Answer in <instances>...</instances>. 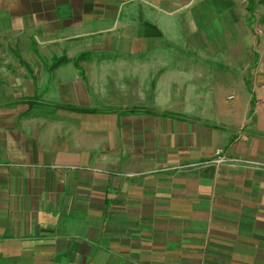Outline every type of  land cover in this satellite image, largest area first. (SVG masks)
<instances>
[{
    "label": "crops",
    "instance_id": "crops-1",
    "mask_svg": "<svg viewBox=\"0 0 264 264\" xmlns=\"http://www.w3.org/2000/svg\"><path fill=\"white\" fill-rule=\"evenodd\" d=\"M255 2L0 0V264H264Z\"/></svg>",
    "mask_w": 264,
    "mask_h": 264
},
{
    "label": "rangeland",
    "instance_id": "rangeland-1",
    "mask_svg": "<svg viewBox=\"0 0 264 264\" xmlns=\"http://www.w3.org/2000/svg\"><path fill=\"white\" fill-rule=\"evenodd\" d=\"M256 4L254 0V5H253V11H250L251 14L256 9ZM171 9H167L166 12H169ZM191 12L192 10L186 9L185 11L182 12V14H177L175 16L172 15H160L161 17L160 26L163 28V32L166 33V36L168 37L169 41L167 44L170 43V45H173L175 49H177L176 53H170L169 58H179L177 54L182 52H186L189 55L193 54L191 53L190 48L191 46L188 47L186 44L188 41H191L190 34H192L193 41L196 42V45H200L202 42V37L194 32H191L192 28V22L191 26L187 25L186 27L183 25L184 22H189V19L191 17ZM150 18L155 20V16L153 13H150ZM156 21V20H155ZM177 25L176 27H174ZM8 26V19H1L0 20V28H6ZM182 26V27H181ZM92 46V43H91ZM16 40L15 38L11 39L10 37H7L5 35L0 37V59L2 60H18L19 58L16 55ZM217 57L221 59V51L217 52ZM25 59V58H24ZM174 61V60H173ZM171 62V61H168ZM221 156L225 157V160L222 162H218L217 159L220 158ZM212 161L217 163V164H223L227 161H230L232 164H237V163H244V164H249V165H254V166H262L264 167V162H256L253 160H245L242 157H237V156H232L229 157L228 155H224V151L220 150L217 152V155L212 158Z\"/></svg>",
    "mask_w": 264,
    "mask_h": 264
},
{
    "label": "trees",
    "instance_id": "trees-1",
    "mask_svg": "<svg viewBox=\"0 0 264 264\" xmlns=\"http://www.w3.org/2000/svg\"><path fill=\"white\" fill-rule=\"evenodd\" d=\"M253 5H254V0H248V9L250 10V11H253ZM77 60H78V58H77ZM81 110H83V109H81ZM90 110V109H89ZM88 109H86V111H89ZM109 111H118L119 109H117V110H114V109H108ZM91 111H93V110H91ZM128 111V110H127ZM122 112H125L124 110H121V111H119V113H122Z\"/></svg>",
    "mask_w": 264,
    "mask_h": 264
},
{
    "label": "built area",
    "instance_id": "built-area-1",
    "mask_svg": "<svg viewBox=\"0 0 264 264\" xmlns=\"http://www.w3.org/2000/svg\"><path fill=\"white\" fill-rule=\"evenodd\" d=\"M225 160V157L224 156H221L220 158L217 159L218 162H222Z\"/></svg>",
    "mask_w": 264,
    "mask_h": 264
}]
</instances>
